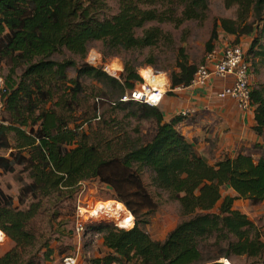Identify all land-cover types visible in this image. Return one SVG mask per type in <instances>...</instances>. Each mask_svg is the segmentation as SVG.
<instances>
[{"label":"trees","instance_id":"16d2710c","mask_svg":"<svg viewBox=\"0 0 264 264\" xmlns=\"http://www.w3.org/2000/svg\"><path fill=\"white\" fill-rule=\"evenodd\" d=\"M223 3L236 6V17L213 22L201 63L217 46L218 27L232 37L229 44L255 29L264 36V0ZM207 10V0H117L115 13L107 0H0V151L6 152L0 154V173L19 168L26 176L17 178L16 201L0 189V242H13L0 264L48 260L42 239L62 234L50 223L61 211L58 205L78 197L86 180L108 186L121 213L132 218L127 228L82 225L100 233L108 250L91 264H193L203 259L201 245L212 251L201 264H223L217 260L233 256L255 259L242 264H264V231L234 206L238 199L264 202V143L253 146L262 152L258 158L238 151L208 161L180 130L187 114L165 120L157 105L121 99L143 81L138 68L156 67L153 50L161 43L174 51L167 93L190 85L201 63L189 60L184 45L175 48L159 24L203 22ZM94 41L105 57H121L119 78L85 61ZM245 60L254 70L264 63L258 37L249 42ZM70 68L74 77L67 74ZM83 77L106 89H89ZM250 98L252 131L262 138L264 82L252 87ZM145 175L179 206L181 218L162 240L145 230L158 207ZM39 215L42 228L34 222ZM70 231L79 235L75 220Z\"/></svg>","mask_w":264,"mask_h":264},{"label":"rangeland","instance_id":"374dc122","mask_svg":"<svg viewBox=\"0 0 264 264\" xmlns=\"http://www.w3.org/2000/svg\"><path fill=\"white\" fill-rule=\"evenodd\" d=\"M107 3L110 8L109 13H115L117 10V0H107ZM207 3V17L203 22L194 20L186 21L179 27H175L173 24L169 23L159 24L163 30L171 33L174 47L177 48L180 45H184L189 60L197 64L201 63L204 59V43L209 38L213 22L222 17L230 19H235L236 17V6L226 8L223 0H207ZM251 19L252 18L250 17L248 20ZM152 24L156 25L154 22L147 25ZM255 37H258V39L264 42V36L259 37L258 29H255L252 33L243 36L239 44L244 48V50H246L249 42ZM232 40L233 39L230 35L218 27V40L216 44L219 45L221 49L225 44L232 43ZM143 52V55L139 56L140 59L144 58L148 50H144ZM153 54L155 55L153 59L156 62V67L143 65L138 68V74L141 76L143 81L136 82L133 88L139 89L147 84L152 89L153 86H157V84L154 83L156 78L161 77V79L165 81L166 78H168L169 70L174 67V51L167 45L161 43L158 48L153 50ZM85 61L94 67H103L104 65H108L111 70H117L118 73H115L117 77L105 71L107 74L115 78H119L123 70L121 57H105L100 51V43L96 41L90 43V48ZM157 68H159V70H157ZM145 71L151 72V78L148 80H145L143 75V72ZM67 74L69 77H74L76 75L75 70L72 68L68 69ZM249 75L252 87H256L258 84L264 82V63L259 62L257 70H254L250 65ZM83 80L88 85L89 89H91L92 86L102 88L103 90L106 89L92 78L83 77ZM1 84L2 78L0 76V86ZM163 88H158L161 92H163L162 96L167 90L165 87ZM106 91L110 100L115 98V96L110 93L109 89ZM89 95L90 94L88 93V96ZM90 99L92 98L89 97V100ZM97 99L98 98H95L96 101ZM261 140L264 143V137H262ZM244 152L253 154L254 158H258V156L262 153L260 150L254 149L253 146H248ZM0 154H6V152L0 151ZM19 174L26 178L25 173L19 171V168H17V171L14 173H0V189L3 190L4 193L11 195L15 201L20 187V182L17 180V178L20 177ZM143 179L151 194L154 195V200L157 201L158 205L156 211L151 215L149 223L145 226V230L152 239L162 240L181 218L179 206L176 201L170 200L166 193L151 186L147 175H145ZM81 187L82 192L78 197L72 200L64 201L61 205H58V207L61 208V211L59 212L58 217L53 218L50 223H52V230L55 228L57 230L59 227L62 230V234L56 235L59 239H51L48 235L42 239V242L44 240L42 248L43 254L49 255V259L45 261L42 260V264H64V259L66 257L75 258L76 264H91L92 259L101 257L108 251L103 245L102 235L100 233L91 231L88 228L84 230L81 229L79 231V235L71 233L70 230L73 229L74 220L78 225L104 223L122 228H127L126 226L132 221L131 217L121 213L120 209L116 205V202L112 198L113 192L108 186L96 180H86L82 182ZM223 193L231 194L229 189H223ZM105 204H110V207H103ZM79 206L84 214V217L80 216V212L78 210ZM234 206L242 213H245L248 218L254 222L256 227H258L261 231H264V202L253 205L249 200L238 199L234 202ZM42 217L43 215H39L34 220L37 227H43L44 219ZM68 217L70 218V222L69 220L65 221L63 225L59 226V221L62 218ZM133 223L134 218L130 227H132ZM12 246L13 242L6 237L4 241L0 242V255L5 253ZM208 247L210 246L201 245L200 249L203 253V259L200 262L193 264H201L209 257V255L212 254V251L207 249ZM41 257H43V255ZM221 259H226L229 264H242L255 261V259H248L245 256H233L230 260L221 257L217 261L221 262Z\"/></svg>","mask_w":264,"mask_h":264},{"label":"crops","instance_id":"0c3cea01","mask_svg":"<svg viewBox=\"0 0 264 264\" xmlns=\"http://www.w3.org/2000/svg\"><path fill=\"white\" fill-rule=\"evenodd\" d=\"M215 50L220 52L221 47L217 45ZM230 84L231 77H213L205 86L177 87L169 94V81L166 78L167 90L157 104L165 120L182 110H188L185 121L179 126L180 130L196 152L208 161L225 153L233 156L238 151H246L248 146L262 143L261 137L252 131L255 123L253 107L243 112L233 98L217 97V93ZM145 87L152 93L159 90L152 85V89L147 84Z\"/></svg>","mask_w":264,"mask_h":264},{"label":"built area","instance_id":"2783aa9c","mask_svg":"<svg viewBox=\"0 0 264 264\" xmlns=\"http://www.w3.org/2000/svg\"><path fill=\"white\" fill-rule=\"evenodd\" d=\"M90 64V63H89ZM102 69L111 75L116 76L111 71L108 65H104ZM250 64L245 60V50L240 44H225L219 51L213 50L208 53L203 63H201L194 77L187 87H202L213 77L217 78H232V84L226 86L217 93L218 98L231 97L236 101L238 108L245 112L252 108L251 106V82H250ZM163 92L155 90L157 101H154L147 95L141 94L138 88H133L131 92L125 93L122 100H135L145 102L150 105H157L162 97ZM188 110H182L181 114L186 115ZM82 229L81 224H77V232ZM223 264H229L226 259H221ZM64 264H76V259L73 257H66Z\"/></svg>","mask_w":264,"mask_h":264},{"label":"bare ground","instance_id":"6f19581e","mask_svg":"<svg viewBox=\"0 0 264 264\" xmlns=\"http://www.w3.org/2000/svg\"><path fill=\"white\" fill-rule=\"evenodd\" d=\"M112 72H114V73H118L117 72V70L115 71V70H111ZM143 75H144V77H145V80H148V79H150L151 78V72H149V71H145V72H143ZM165 80H162L161 79V77H158V78H156V81L154 82V83H156L157 84V86L156 87H158V88H160V87H165ZM138 91L141 93V94H145V95H147V96H149L154 102L155 101H157V97L158 96H156L155 94H153L150 90H148L146 87H145V85L142 87V88H139L138 89ZM155 93V92H154ZM78 210H79V212H80V216H82V217H84V214H83V212L81 211V209H80V206H79V208H78Z\"/></svg>","mask_w":264,"mask_h":264}]
</instances>
